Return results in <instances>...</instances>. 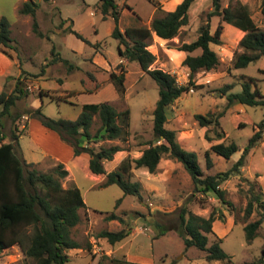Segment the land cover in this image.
I'll return each mask as SVG.
<instances>
[{"label": "rangeland", "instance_id": "1", "mask_svg": "<svg viewBox=\"0 0 264 264\" xmlns=\"http://www.w3.org/2000/svg\"><path fill=\"white\" fill-rule=\"evenodd\" d=\"M24 1L36 4L35 19L37 31L41 35L32 29V16L19 13L18 10ZM167 1L114 0L119 11L117 21L119 29L131 25L148 26L151 17L157 14L153 3L157 4L160 10H164ZM96 2L98 0H0V17L9 22L12 39L11 48H1L0 54L13 63L11 66L6 65L7 70L0 78V89L10 92L16 84L22 89L21 98L10 110L11 115L1 119L0 133L3 141L10 142L13 125L17 124L21 133L16 142H11L15 154L21 159L40 161L43 158L35 141L46 149L51 146L45 139L36 138L38 135L36 130L43 125L39 117L30 112L37 107H40V112L44 116L70 120L77 117L84 103L108 102L118 111L127 109L129 135L125 141L116 140L123 152L119 161L112 157L105 162L103 166L106 172L115 169L124 158L129 160L137 158L141 150L152 142L151 111L158 96L157 86L148 75L140 71L136 62L117 63L119 56L116 52V41L110 36L114 21L110 17L101 18L100 13L95 10ZM219 2L222 7L236 4L246 6L255 24L264 30V20L259 12L260 0ZM211 8V0H194L187 12V23L180 27L176 36L164 41L152 36L146 46V49L155 56L151 68L169 72L178 84H185L189 78L188 69L181 61H174L167 56L166 49L178 50L182 43L194 40L198 29L205 23H208L211 34L217 25L221 26L219 45L223 51L216 54L219 64L212 72L222 76L217 81L214 80L215 83H201L203 73L196 72L190 82L202 87L195 91L194 88H189L177 103L167 109L166 127L174 129L176 136L181 132L194 131L190 143L192 149L197 152V161L203 175L225 171L233 162L213 159L214 161L210 160V165L206 167L200 127L192 115L221 112L218 124L226 133V140L243 146L252 134L253 125L261 120L263 108L245 106L246 112L241 114L239 119L246 121V124L237 127L236 111L226 109V102L220 96L219 88L224 86L222 80H230L233 84L232 92H239L240 81L243 79L241 76L243 74L250 76L257 80V88L264 95V76L257 70V67L264 69V56L260 57L259 61L256 60L257 62L236 69L232 68L231 60L222 61L220 57L223 53H226V58L228 56L233 58L241 51L238 40L242 33L231 25L220 22L216 16L208 17L207 13ZM66 27L80 34L82 39L71 32H64ZM216 45L209 44L213 49L217 47ZM197 52L198 50L193 51L192 54ZM118 64L120 67H117ZM120 68L124 69V91L121 96L116 93L108 77L111 71L118 74ZM13 116L16 118L14 122ZM98 126L99 120L93 115L90 133L93 134ZM205 132L208 136L216 138L215 128L207 127ZM84 140L83 137L78 139L80 144ZM109 144L108 140L88 143L94 150L100 146L107 147ZM45 159L47 158H44L40 165H34V168L47 172L55 166ZM77 159L80 162L79 157ZM77 161H74V164L68 163V169L62 164L67 174L60 180V185L63 188L71 185L78 188L84 205L96 222L92 220L89 223L85 216L87 214L85 208L78 209L79 221L71 229V234L74 233V236L81 239V244L84 245L83 254L75 255L74 250H67L68 260L65 264H108L103 260L96 263L100 260L98 253L90 259V251H86V245L82 242L83 231L86 230L88 235L96 240L99 231H116L122 228L128 229L131 233L122 241L115 243V247L120 243L124 246L121 250H116L115 256H120L126 251L136 255V260L132 261L136 263H201L202 261L198 259L203 258V252L194 247L184 249L182 240L174 228L181 208L199 216L203 215L205 218L212 213L214 220L223 222L229 217L235 222L219 242V247L230 256L231 264L249 263L260 255V249L264 247V217L261 218L257 236L249 244L245 242L242 225L244 222L260 218L261 208L258 209L257 205L253 204L251 213L245 214L246 202L251 198V191H255L256 188L253 186L250 190L249 182L243 180L239 171L229 175L220 184V188L224 190L222 202L214 197H205L194 192L190 178L181 164L162 156L154 173L131 165L129 180L140 184V197H136L123 195L116 184L101 186L102 178L97 177L101 179L98 183L88 178L89 174L81 170ZM118 199L120 201L115 206ZM110 212H114L121 220L103 219L104 223H101L100 215ZM24 231L28 233L30 226H26ZM213 236L208 235L207 245L213 241ZM99 243L104 248L109 247L105 242ZM185 258L197 259L186 261ZM29 262L16 244L0 250V264Z\"/></svg>", "mask_w": 264, "mask_h": 264}, {"label": "trees", "instance_id": "2", "mask_svg": "<svg viewBox=\"0 0 264 264\" xmlns=\"http://www.w3.org/2000/svg\"><path fill=\"white\" fill-rule=\"evenodd\" d=\"M193 1L181 0L171 11L160 10L158 5L153 3L157 14L151 17L148 26L131 25L123 29H119L117 25L119 11L114 0L96 2L95 10L100 13L101 18L110 17L114 21L110 36L116 41L117 55L127 62H136L140 71L148 75L157 86L158 96L151 111L152 142L141 150L137 158L131 160L124 158L115 169L106 172L103 162L111 160L119 147L117 145L100 146L94 150L88 145L89 142H96V140L125 141L129 135L127 109L118 111L108 102L85 103L81 105L80 113L73 120L44 116L40 112V107L30 112L39 117L44 127L56 132L62 141L71 146L73 157L76 159L79 157L80 168L84 173L102 178L101 186L116 184L123 195L140 197V184L129 180L131 165L154 173L159 160L165 156L181 164L190 178L194 192L224 202V190L220 188V184L229 175L238 173L248 150L263 138L264 95L255 86L252 77L241 79L239 92L226 94V107L232 103H241L263 108L262 118L255 125L257 129L252 132L241 154L227 170L203 175L196 153L183 149L176 140L175 130L166 127L167 109L177 103L189 88L198 87L190 82L193 75L198 71L214 70L219 64L218 56L209 44L220 43L221 26L217 25L211 34L208 23H205L198 29L194 40L184 42L178 48L185 53L181 62L188 69L189 78L185 84L176 83L174 76L169 72L150 67L155 56L146 49L148 40L152 35L161 39H171L176 36L180 27L187 23V12ZM211 5L212 8L207 13L208 17L216 16L220 22L244 32L238 40L241 51L234 56L232 68H243L257 60L264 53V30L255 24L246 6L236 4V6L222 7L219 0H211ZM36 7L35 3L24 1L18 11L32 16V29L41 35L37 31ZM259 12L264 20V0H260ZM135 17L138 19L137 16ZM9 27V22L4 17H0V49L11 48ZM65 31L82 39L80 34L68 27ZM196 50L198 52L192 54ZM117 67H120V64ZM123 73L124 69L120 68L118 74L114 71L108 74L119 96L124 91ZM262 73L264 74V71ZM230 87V84H225L219 88V91L225 92ZM38 92L41 94L40 91ZM21 95L22 89L17 84L10 92L0 91V129L2 128L1 119L11 115L10 110ZM220 114L221 112L192 116L199 127L215 128V137L220 138L223 133L216 130ZM93 115L97 116L99 126L91 134L89 128ZM13 117L14 122L16 118ZM20 133L15 123L11 132V141L16 142ZM79 137L85 139L82 144L78 141ZM204 138H209L206 132ZM11 141H3L0 133V250L16 244L21 248L25 258L29 259L28 264H65L68 260L66 251L80 247V244L71 237V229L79 221L78 209L84 207L80 192L74 185L61 187L60 180L67 174L61 163H57L47 172L38 171L31 162H25L15 154ZM236 150L237 146L233 142L221 141L211 144L203 151L206 167L210 165V152L229 159ZM244 181L249 182L250 190L253 186L256 188L255 191H251V198L246 202L245 214L251 213L253 204L257 205L258 209L261 208L260 218L244 222L242 225L245 242L249 244L257 236L261 218L264 217L262 204L264 197L255 182L245 179ZM119 201L120 199L116 201L115 206ZM104 219L121 220L114 212L105 213ZM214 219L212 213L205 218L181 208L174 228L182 240L184 249L194 247L203 252V259L206 261L219 260L223 264H231L230 256L219 247L220 238L213 236V241L207 245L208 235H213L211 223ZM26 226H30L28 233L24 231ZM128 233V229L124 228L116 231L102 230L96 234V237L104 238L109 244H115L126 238ZM263 259L264 247H261L260 255L244 264H263ZM107 260L108 264H140L123 258L111 257Z\"/></svg>", "mask_w": 264, "mask_h": 264}, {"label": "crops", "instance_id": "3", "mask_svg": "<svg viewBox=\"0 0 264 264\" xmlns=\"http://www.w3.org/2000/svg\"><path fill=\"white\" fill-rule=\"evenodd\" d=\"M180 1L181 0H168L166 2V4L164 5L165 6L164 10L165 11L173 10L175 8V6ZM237 31L242 33V34L244 33L242 31H240L239 29H237ZM152 36L154 38H157L158 40H163V41L165 40V39L158 38L155 35H152ZM221 41H222V38H221ZM219 44L216 45L217 47L215 49H213L211 46H209V47L216 54H218V53H221V51H223L221 45H219ZM151 53H153V52H151ZM166 55L169 56L170 58H172L174 61L178 60V61L182 62V60H183V58L185 56V53L183 51H181V50H168V49H166ZM262 56H264V53L260 57H262ZM4 57H3L2 54H0V78L3 77L4 73L7 70L6 65H10L11 66L13 64L10 61H8L6 59V57L5 58ZM233 58H231L230 56H228L226 58V53L225 54L223 53L222 57H220V59L222 61H224V60L225 61H230L231 60V63H232ZM259 58L257 59V61H259ZM257 61L255 60L254 62H257ZM117 63H127V61L124 58H120L119 57V60H118ZM233 69H235V68H233ZM257 70H258V72L261 75L264 76V74L262 73V71H264V69H262L260 67H257ZM202 73L203 74H201V76H203V78H202L201 83H208V84L209 83L210 84L211 83H215L218 80V78H220L222 76V75L215 74V72H212V70H211V72L210 71H202ZM246 77H250V76H246L244 74H243V76H241V78H243V79H245ZM214 80H216V81H214ZM253 80H254L255 86L257 87V85H256V81L257 80L254 79V78H253ZM222 81L221 82L224 85L225 84H230L231 85V87L227 91L220 92V96L224 99V102H226V94L229 93V92H232L233 84L228 79H223ZM214 85L217 86L218 84H214ZM201 87H202V85L197 87L196 89H194V91L200 89ZM0 91H1V89H0ZM37 91H39V90H37ZM245 106H247V105H244V104H241V103H232V104H230L229 106L226 107V109H229V110L231 109L233 111H236L235 115L237 117V127L243 126L244 124H246V121H244V120L241 121L239 119L240 115L241 114L243 115L246 112ZM181 112H183V110H181ZM167 120H168V117H167ZM256 129H257L256 126L253 125L252 132L255 131ZM205 130H206V127H200V131H199V133H200V135L202 136V139H203V151L206 150L211 144H215L217 142H221V141H224L225 143L231 142V141H227L226 140L227 139L226 133L223 130L220 129L219 124H218L217 131H221L223 133L220 138L216 139V138H213V136H208L209 138L205 139L204 138ZM36 133L38 134V135H36L37 136L36 138L41 137V138L45 139L46 142L48 144H50L51 146L46 149L42 145H40L41 143H38L37 141H35L33 139L35 141L36 145L40 148L43 158L40 161L39 160L38 161L37 160L34 161V159L28 160V159H23L22 158L25 162H31L33 165L37 166V165H40V163L43 161L44 158H47L45 160H47L48 163H50L51 165H56L57 163H61V164L64 165L65 168L68 169V165H67L68 163L74 164V161L78 160V159L73 157L71 146L69 144L65 143L64 141H62L59 138V136L57 135L56 132L47 129L44 126H41V128H38L36 130ZM263 133H264V128H263ZM192 135H194V131H191L190 133L189 132H181V134H177V136H176L177 139L176 140H177L178 144L183 149H186V150L188 149L190 151H194L192 149L193 147L191 146V143H190L191 137H193ZM31 137H32V135H31ZM108 141H110L109 146H111V145H117L118 146V142L116 140L115 141L114 140H108ZM244 146H245V144L243 146H237V150L230 156L229 159H226V160H229V161H232V162L236 161L237 158L239 157V155L241 154L242 149H243ZM121 152H123V150H121L120 147H119V150L117 152H115L114 155H113V157H115V159H117L118 161L121 158V156H120V155H122ZM194 152L197 153L196 151H194ZM209 159L211 161H214L213 159H216L217 161H221V159H224V158H222L221 156L216 155L215 153L210 152L209 153ZM108 161L109 160H107V162ZM105 162L106 161L103 162V165H105ZM78 164H79V162H78ZM239 174H241V176L243 177V180L245 179V180H248V181L255 182V184L260 188V190L262 192V196L264 197V137L259 142H257L252 148H250L248 150V152L244 156L243 165L239 168ZM88 178L93 179L97 183L101 181L100 178H97V177L92 176V175H89ZM263 205H264V201H263ZM83 208H85V211L87 212V214L85 215L86 218H87V221L89 223L92 222V220H93L92 217L93 216L89 213V209L85 205H84ZM103 216L104 215H100L101 223H104ZM202 217H204V216L202 215ZM94 222H96V221H94ZM234 223L235 222L231 218L229 219V217L224 219L223 222H221V221H219L217 219L213 220V222L211 223L212 234L215 237L220 238V240H221L224 236H226L227 232L231 229V227H232V225H234ZM137 231H139V229ZM129 233H131V231H129ZM83 234H84V236H82L83 237L82 238L83 239L82 242H84L85 245H86L85 246L86 247V251H90V254H89L90 255V259H93L96 253H98V255L100 256V260H97L96 263H99V261H101V260L108 262L107 259L111 258V257L112 258H123V259H125L126 261H129V262H132V261L136 260L135 258H137L135 254H130V253L126 252V251L120 256H115L114 253L116 252V250H121L124 247V246H122V243L118 244L115 247L114 246L115 244H109L104 238H97L95 240L93 238V236L88 235V232L86 230L83 231ZM71 237L80 244L79 248L72 249V250L75 251L74 254L75 255L83 254L82 253L83 252L82 248H83L84 245L81 244V239L79 237H77V236H74V233L71 234ZM101 241L105 242L106 244H108L109 247L104 248L99 243ZM96 242L98 244H96ZM102 256H106V258H102L101 259ZM194 259H197V258H194ZM194 259L185 258L186 261H190V260H194ZM198 260H200L202 262L201 263H196V264H211L210 262L218 263V264H222L223 263L222 261H219V260L206 261L203 258H200ZM263 261H264V259H263ZM134 263H136V262H134ZM140 264H146V263H140Z\"/></svg>", "mask_w": 264, "mask_h": 264}, {"label": "built area", "instance_id": "4", "mask_svg": "<svg viewBox=\"0 0 264 264\" xmlns=\"http://www.w3.org/2000/svg\"><path fill=\"white\" fill-rule=\"evenodd\" d=\"M187 75H188V72H187ZM175 78V77H174ZM175 81H176V79H175ZM176 83H177V81H176ZM139 230H140V228H139Z\"/></svg>", "mask_w": 264, "mask_h": 264}]
</instances>
